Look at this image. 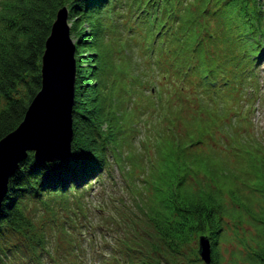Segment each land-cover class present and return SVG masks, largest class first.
I'll list each match as a JSON object with an SVG mask.
<instances>
[{
	"label": "trees",
	"instance_id": "trees-1",
	"mask_svg": "<svg viewBox=\"0 0 264 264\" xmlns=\"http://www.w3.org/2000/svg\"><path fill=\"white\" fill-rule=\"evenodd\" d=\"M64 6L78 34L71 156L37 163L31 151L10 178L0 209V264H15L12 258L23 249L40 262L48 256L51 264H87L81 229L77 237L69 221L55 230L57 224L39 216L46 210L55 221L58 208L73 202L82 212L87 191L114 156L132 159L125 143L143 129L156 138L161 154L150 207L136 194L155 231L153 255L133 258L138 249L127 243L129 252L118 251L116 264H175L164 258L168 248L176 251L203 235L211 241L210 264H223L217 248L233 212L229 202L264 233V210H250L236 190L264 201V136L252 123L264 58V0H0V140L18 127L41 89V56ZM235 56L242 64H233ZM137 63L145 67L141 75ZM222 138L242 174L234 186L223 178H231L222 171L226 166L200 155L201 147H219ZM60 235L72 242L61 255ZM255 259L264 264V242Z\"/></svg>",
	"mask_w": 264,
	"mask_h": 264
},
{
	"label": "rangeland",
	"instance_id": "rangeland-1",
	"mask_svg": "<svg viewBox=\"0 0 264 264\" xmlns=\"http://www.w3.org/2000/svg\"><path fill=\"white\" fill-rule=\"evenodd\" d=\"M69 8V7H68ZM69 24L72 20L69 19ZM54 23V22H53ZM72 26V24H71ZM52 28V27H51ZM72 29V28H71ZM72 39L77 44L78 34L72 32ZM223 39L225 46L228 45V39L226 37H220ZM140 39H135V42ZM232 48H234L238 54L242 51V46H239V41L232 37L230 40ZM75 44V45H76ZM217 48V47H216ZM77 49V45H76ZM218 49V53L223 55L227 53V50ZM136 54V60L142 63V58L138 56V48L134 49ZM243 58L235 56L233 64H242ZM229 64V62L227 63ZM226 66V65H225ZM145 67L143 64L137 63V71L141 75ZM261 73V86L259 90V101L257 107L254 109L252 115V123L255 125L254 131L264 136V58L260 66ZM198 100V99H197ZM232 108V107H230ZM228 109V111L230 110ZM227 111V114H228ZM229 115V114H228ZM141 126V125H140ZM142 128V126H141ZM252 131V130H251ZM134 135L130 136L129 140L131 145L125 143V155L126 157L133 155L132 159H122L120 156H114L115 161H111L109 171L105 169L103 178L95 182L93 188L87 191L86 201L84 203V209L82 212L77 207L75 202L71 203L68 209L61 208L57 210L56 215L53 216L55 221L52 220L50 212L43 210L39 216V219L44 218L46 222L51 224H57L54 227L55 230L61 227V224L67 223L70 226L73 225L76 236L81 229V245L83 261L87 264H109L113 261L116 264V259L119 257L117 252L125 251L129 252L126 244H130L137 253L133 258L141 260L144 255L148 256L152 254L151 238L154 239V228L149 223L148 217L145 215V208H142L141 202L136 198L137 191H140L142 195V202H146V206L150 207L152 203V177H158L160 173V159L158 156L161 154L156 149V138L150 133V130H142L140 134L133 132ZM257 136V135H256ZM221 143V142H220ZM226 141L222 138V143L219 147H212L210 145H204L199 149L200 155L215 159L216 162L221 163L222 166L227 167V171L222 170L224 173L228 172L231 175L229 177H223L228 180L229 184L236 183L237 177L242 174L237 167L235 158L226 152ZM222 146V148H221ZM132 151V153H131ZM225 152V153H224ZM137 155V156H136ZM136 158V159H135ZM244 165V163H242ZM241 168V164H239ZM242 169V168H241ZM128 173L131 176H128ZM205 179L206 176H200ZM162 179V178H161ZM207 179V178H206ZM145 180V182H144ZM152 182V185L150 183ZM240 181L237 180V183ZM231 186V187H232ZM148 189H147V188ZM243 188V187H242ZM225 191H228L226 188ZM237 191H241L242 197H247L246 202L249 205L250 210L255 212L264 210V201L259 197V194H251L247 189H240L236 187ZM233 211L231 216L225 218V231L220 237V244L218 250L222 255L223 264H258L256 254L260 250V246L264 242V233L260 231V226L250 223V218L245 211L232 210L231 204L228 205ZM79 215V218L77 217ZM71 216L74 217V220ZM78 219V220H77ZM119 220V221H118ZM252 221V220H251ZM41 231H37L39 235ZM60 232H56L58 235ZM65 235L57 236V243L59 246V255L64 254L72 247V242L64 238ZM51 238V247L55 246L53 239ZM199 238L193 236L190 241L184 245L182 244L178 250L173 251L168 248L165 252V260L169 263L175 264H207L206 262L199 261L200 256L197 249H199ZM17 239L16 237L14 238ZM155 242V241H154ZM164 251L167 249L165 245H162ZM53 250V249H52ZM41 253V251H38ZM21 255V254H20ZM17 254L15 258H12L15 264H51L50 257L44 256L43 261L33 255L30 251L23 249V254L20 256ZM153 255V254H152ZM117 258H114V257ZM201 258V257H200ZM150 259V258H149ZM123 260V259H122ZM148 261V259H147ZM149 264H158V259H151ZM10 264V262H9Z\"/></svg>",
	"mask_w": 264,
	"mask_h": 264
},
{
	"label": "water",
	"instance_id": "water-1",
	"mask_svg": "<svg viewBox=\"0 0 264 264\" xmlns=\"http://www.w3.org/2000/svg\"><path fill=\"white\" fill-rule=\"evenodd\" d=\"M69 8L62 7L52 24L42 57V86L31 101L26 115L16 129L0 140V209L8 192L10 178L29 152L37 163L71 156L73 107L76 97V43L71 36ZM201 259L212 262L208 236L199 238Z\"/></svg>",
	"mask_w": 264,
	"mask_h": 264
}]
</instances>
